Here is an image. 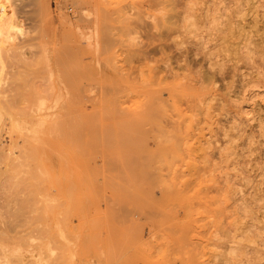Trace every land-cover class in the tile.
<instances>
[{
  "label": "rangeland",
  "instance_id": "1",
  "mask_svg": "<svg viewBox=\"0 0 264 264\" xmlns=\"http://www.w3.org/2000/svg\"><path fill=\"white\" fill-rule=\"evenodd\" d=\"M263 227L264 0H0V264H264Z\"/></svg>",
  "mask_w": 264,
  "mask_h": 264
},
{
  "label": "bare ground",
  "instance_id": "2",
  "mask_svg": "<svg viewBox=\"0 0 264 264\" xmlns=\"http://www.w3.org/2000/svg\"><path fill=\"white\" fill-rule=\"evenodd\" d=\"M166 13H167V12H166ZM164 14H165V13H164ZM206 18H207V17H206ZM212 18H213V17H212ZM160 21H161V20H160ZM158 23H159V22H158ZM228 24H229V23H228ZM197 28H198V26H197ZM197 28H196V29H197ZM187 30H188V29H187ZM220 33H221V32H220ZM232 38H233V37H232ZM225 40H226V39H225ZM220 41H221V40H220ZM226 41H227V40H226ZM223 51H224V50H223ZM158 78H159V77H158ZM188 80H190V79H188ZM160 82H161V81H160ZM162 82H163V81H162ZM182 82H183V81H182ZM257 92H258V91H257ZM60 93H62V92H60ZM82 94H83V93H82ZM61 95H62V94H61ZM99 95H100V94H99ZM73 96H74V94H73ZM73 96H72V97H73ZM62 97H63V96H62ZM86 97H87V96H86ZM86 97H85V98H86ZM88 97H89V96H88ZM88 97H87V98H88ZM73 98H74V97H73ZM87 98H86V99H87ZM101 98H103V97H101ZM104 98H105V97H104ZM117 98H118V97H117ZM105 99H106V98H105ZM105 99H104V101H105ZM161 99H162V98H161ZM71 100H72V99H71ZM73 100H75V99H73ZM83 100H84V99H83ZM88 100H89V99H88ZM109 100H110V99H109ZM112 100H113V99H112ZM115 100H116V99H115ZM247 101H248V100H247ZM73 102H74V101H73ZM79 103H80V102H79ZM110 103H111V102H110ZM133 103H134V102H133ZM61 104H62V103H61ZM75 104H76V103H75ZM104 104H105V103H104ZM97 105H98V104H97ZM59 106H60V105H59ZM166 107H167V106H166ZM28 108H29V107H28ZM117 109H118V108H117ZM170 109H171V108H170ZM51 110H52V108H51ZM54 110H55V109H54ZM115 110H116V108H115ZM120 110H121V109H120ZM148 110H149V109H148ZM116 111H117V110H116ZM118 111H119V110H118ZM160 111H161V110H160ZM66 112H67V111H66ZM83 112H84V111H83ZM123 112H124V111H123ZM123 112H121V113H123ZM148 112H149V111H148ZM155 112L158 113L157 111H155ZM90 113H91V112H90ZM102 113H103V112H102ZM109 113H110V112H109ZM153 113H154V112H153ZM153 113H152V114H153ZM148 114H149V113H148ZM154 114H155V113H154ZM158 114H159V113H158ZM169 114H170V113H169ZM96 115H97V113H96ZM206 115H207V114H206ZM104 116H105V115H104ZM154 116H155V115H154ZM204 116H205V115H204ZM70 117H71V116H70ZM88 117H89V116H88ZM160 117H162V116H160ZM208 117H209V116H208ZM158 118H159V117H158ZM170 118H171V117H170ZM168 119H169V118H168ZM51 120H52V119H51ZM58 120H59V118H58ZM70 120H71V119H70ZM41 121H42V120H41ZM59 121H61V120H59ZM119 121H121V120H118V122H119ZM67 122H68V121H67ZM71 122H72V120H71ZM115 122H116V121H115ZM164 122H165V121H164ZM181 122H182V121H181ZM50 123H51V122H50ZM52 124H53V123H52ZM63 125H64V124H63ZM65 126H66V125H65ZM70 126H71V125H68V127H66V128H69ZM74 126H75V125H74ZM74 126H72V127H74ZM52 127H53V125H52ZM52 127H51V128H52ZM106 127H107V126H106ZM234 127H235V126H234ZM234 127H233V128H234ZM62 128H63V127H62ZM172 128H173V127H172ZM172 128H171V129H172ZM59 129H60V128H59ZM174 129H175V128H174ZM51 130H52V129H51ZM64 130H65V129H64ZM64 130H63V131H64ZM73 130H74V129H73ZM104 130H105V129H104ZM175 130H177V129H175ZM60 131H61V129H60ZM63 131H62V132H63ZM75 132H76V131H75ZM107 132H108V131H107ZM118 132H120V131H118ZM64 133H65V131H64ZM67 133H68V132H67ZM70 133H71V132H70ZM98 133H99V132H98ZM98 133H97V134H98ZM114 133H115V132H114ZM52 134H53V133H52ZM104 134H105V133H104ZM173 134H174V133H173ZM60 135H61V134H60ZM66 135H67V134H66ZM75 135H76V134H75ZM78 135H79V134H78ZM98 135H99V134H98ZM113 135H114V134H113ZM164 135H165V134H164ZM168 135H169V134H168ZM107 136H108V134H107ZM120 136H121V135H120ZM130 136H131V135H130ZM130 136L128 137V139L132 138V141H131V139H130L129 141L133 143V139H134V137H130ZM69 137H71V136H67V138H69ZM172 137H175V135H173ZM176 137H177V136H176ZM73 138H74V137L72 136V139H73ZM78 138H79V137H77V139H78ZM97 138H98V137H97ZM105 138H106V137H105ZM105 138H102V139H105ZM119 138H120V137H119ZM122 138H124V137L122 136ZM122 138H121V140H123ZM177 138H178V137H177ZM177 138H176V139H177ZM62 139H63V138H62ZM72 139H71V140H72ZM106 139H107V138H106ZM114 139H116V138H113V141H115ZM128 139L125 138L124 140H127V141H128ZM121 140H119V141L122 142ZM67 141H68V140H67ZM106 141L108 142V140H106ZM106 141L104 142L105 144H106ZM111 141H112V140H111ZM135 141H136V140H135ZM69 142H70V141H69ZM75 142L77 143V140H76V139H75ZM75 142H74V144H75ZM91 142H92V141H91ZM116 142H117V141H116ZM117 143H118V142H117ZM122 143H124V142H122ZM176 143H177V141H176ZM81 144H82V143H81ZM120 144H121V143H120ZM90 145H91V144H90ZM81 147H83V146H81ZM114 147H115V146H114ZM165 147H166V146H165ZM75 148H76V147H75ZM61 149H62V148H61ZM66 149H69V148H66ZM76 150H77V149H76ZM79 150H80V149H79ZM96 150H97V149H95V151H96ZM82 151H84V150H82ZM98 151H99V150H98ZM194 151H195V149H194ZM84 152H87V151H84ZM99 152H100V151H99ZM130 152H131V151H130ZM192 152H193V151H192ZM190 153H191V152H190ZM19 154H20V153H19ZM96 154H97V153H96ZM130 154H131V153H130ZM130 154H129V155H130ZM44 155H45V154H44ZM99 155H100V157H101V154H99ZM90 156H91V154H90ZM112 156H113V155H112ZM112 156H111V158H112ZM133 156H134V155H133ZM142 156H143V155H142ZM18 157H19V156H18ZM91 157H92V156H91ZM93 157H94V156H93ZM115 157H116V156H115ZM115 157H114V158H115ZM205 157H206V156H205ZM98 158H99V157H98ZM105 158H106V157H105ZM116 158L118 159L119 157L117 156ZM145 158H146V157H145ZM83 159H85V158H83ZM91 159H92V158H90V160H91ZM109 159H110V158H109ZM120 159H121V158H120ZM143 159H144V158H143ZM192 159H193V158H192ZM110 160H111V159H110ZM121 160H122V159H121ZM121 160H119V161H121ZM134 160H135V158H134ZM225 160H226V159H225ZM65 161H66V160H65ZM84 161H85V160H84ZM113 161H114V160H113ZM128 161H129V160H128ZM132 161H133V159H132ZM12 162H13V161H12ZM103 162H104V161H103ZM106 162H107V160H106ZM109 162H111V161H109ZM114 162H116V161H114ZM145 162H146V161H145ZM192 162H193V161H192ZM131 163H132V162H131ZM136 163H137V162H136ZM136 163H134V164H136ZM146 163H148V162H146ZM65 164H66V163H65ZM95 164H96V163H95ZM99 164H100V163H99ZM117 164H118V163H117ZM120 164H121V163H120ZM142 164H143V163H142ZM190 164H191V163H190ZM190 164H189V167L191 166ZM192 164H193V163H192ZM105 165H106V164H105ZM112 165H113V163H112ZM121 165H122V164H121ZM98 166H99V165H98ZM100 166H101V165H100ZM110 166H111V165H109V167H110ZM118 166H119V165H118ZM118 166H116V167L113 166V167H114V169H115V168H117ZM131 166H132V165H131ZM104 167H105V166H104ZM123 167H124V166L122 165V168H123ZM133 167H134V166H133ZM133 167H132V168H133ZM189 167H188V168H189ZM196 167H197V166H196ZM27 168H28V167H27ZM38 168H39V167H38ZM88 168H89V167H88ZM94 168H95V167H94ZM120 168H121V167H120ZM120 168H118V171H119ZM111 169H112V168H111ZM134 169H135V168H134ZM134 169H133V171H134ZM145 169H146V168H145ZM97 170H99V169H97ZM121 170H122V169H121ZM121 170H120V171H121ZM176 170H177V169H176ZM178 170H179V169H178ZM90 171H91V170H90ZM123 171H124V170H123ZM125 171H126V170H125ZM125 171H124V172H125ZM127 171H128V170H127ZM129 171H130V170H129ZM133 171H132V172H133ZM202 171H203V170H202ZM211 171H212V170H211ZM124 172H123V175H124ZM134 172H135V171H134ZM173 172H174V171H173ZM203 172H204V171H203ZM121 173H122V171H121ZM142 174H144L143 171H142ZM175 174H176V172H175ZM88 175H89V174H88ZM129 175H130V174H129ZM150 175H151V174H150ZM168 175H169V174H168ZM133 176H134V175H133ZM204 176H205V175H204ZM152 177H153V176H152ZM152 177H150V178H152ZM198 177H199V176H198ZM202 177H203V176H202ZM132 178H134V177H132ZM168 178H169V177H168ZM89 179H90V178H89ZM142 179H143V177H142ZM147 179H148V178H147ZM125 180L128 181L126 178H125ZM144 180H145V179H144ZM182 180H183V179H182ZM186 181H187V180H186ZM82 182H83V181H82ZM128 182H129V181H128ZM141 182H142V181H141ZM141 182H139V183H141ZM70 183H71V182H70ZM111 183H112V181H111ZM131 183H132V182H131ZM147 183H148V182H147ZM73 184H74V183H73ZM112 184H113V183H112ZM71 185H72V183H71ZM71 185H70V186H71ZM149 185H150V184H149ZM70 186H69V187H70ZM72 186L74 187V185H72ZM52 187H53V186H52ZM142 188H143V186H142ZM6 189H7V188H6ZM201 189H202V188H201ZM20 190H21V189H20ZM9 191H10V190H9ZM21 191H22V190H21ZM202 192H203V191H202ZM2 193H3V192H2ZM2 193H1V194H2ZM6 194H7V193H6ZM72 197H73V196H72ZM145 199H146V198H145ZM117 200H118V199H117ZM117 200H116V202H117ZM147 200H148V199H147ZM120 201H122V200H120ZM124 201H125V200H124ZM130 201H131V200H130ZM137 201H138V200H137ZM139 201H140V200H139ZM17 202H18V201H17ZM134 202H135V200H134ZM142 202H143V201H142ZM146 202L148 203V201H146ZM261 202H262V201H261ZM86 203H87V200H86ZM121 203H122V202H121ZM125 203H126V202H125ZM132 203H133V201H132ZM148 204H149V203H148ZM221 204H222V203H221ZM73 205H74V204H73ZM135 205H136V204H135ZM143 205H145V204H143ZM248 206H249V205H248ZM137 207H138V206H137ZM249 207H250V206H249ZM5 208H6V207H5ZM26 208H27V207H26ZM18 209H19V208H18ZM20 210H21V209H20ZM203 211H204V210H203ZM3 212H4V211H3ZM246 212H248V211H246ZM19 213H20V212H19ZM31 213H32V212H31ZM261 222H262V221H261ZM248 226H249V225H248ZM251 226H252V224H251ZM258 227H259V226H258ZM39 229H40V228H39ZM257 229H258V228H257ZM263 229H264V227H263ZM259 230H260V228H259ZM40 231H41V230H40ZM258 235H259V234H258ZM256 237H257V236H256ZM24 238H25V237H24ZM35 238H36V237H35ZM261 240H262V239H261ZM250 241H251V239H250ZM252 243H253V242H252ZM246 248H247V247H246ZM253 248H254V246H253ZM247 250H248V249H247ZM258 250H259V249H258ZM252 251H253V250H252ZM253 253H254V252H253ZM21 262H22V261L20 260V263H21ZM8 263H9V260H8ZM4 264H5V263H4ZM22 264H23V263H22Z\"/></svg>",
  "mask_w": 264,
  "mask_h": 264
}]
</instances>
